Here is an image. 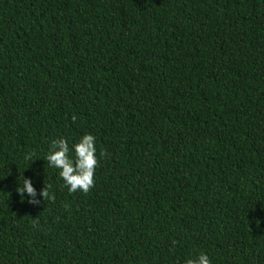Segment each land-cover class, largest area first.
I'll list each match as a JSON object with an SVG mask.
<instances>
[{"label": "trees", "instance_id": "16d2710c", "mask_svg": "<svg viewBox=\"0 0 264 264\" xmlns=\"http://www.w3.org/2000/svg\"><path fill=\"white\" fill-rule=\"evenodd\" d=\"M86 133L70 193L45 157ZM200 252L264 264V0H0V264Z\"/></svg>", "mask_w": 264, "mask_h": 264}, {"label": "clouds", "instance_id": "9594fccd", "mask_svg": "<svg viewBox=\"0 0 264 264\" xmlns=\"http://www.w3.org/2000/svg\"><path fill=\"white\" fill-rule=\"evenodd\" d=\"M96 152V137L86 133L71 145L64 137L52 140L45 159L51 168L59 170V176L70 193H88L94 187L95 171L99 163ZM25 160L34 161L32 154H28ZM16 192L20 200H27L35 205L41 203L39 198L43 201L55 199L54 194L50 192V185L44 183V187L38 191L33 179L23 175ZM185 264H212V261L205 252H200L188 258Z\"/></svg>", "mask_w": 264, "mask_h": 264}]
</instances>
